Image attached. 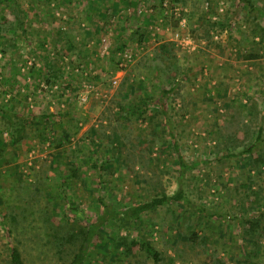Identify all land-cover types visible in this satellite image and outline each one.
<instances>
[{
    "label": "rangeland",
    "instance_id": "374dc122",
    "mask_svg": "<svg viewBox=\"0 0 264 264\" xmlns=\"http://www.w3.org/2000/svg\"><path fill=\"white\" fill-rule=\"evenodd\" d=\"M19 3L29 14L27 32L14 28L0 36V264H11L10 248L19 235L9 233V214L16 211L21 220L23 197L40 201L26 205L27 213L38 215L36 209L48 201L57 217L70 206L77 219L89 220L100 213L98 197L120 207L179 189L180 165L166 118L154 103L159 98L189 166L184 189L197 204L227 217L202 216L172 201L138 220L106 224L85 264H145L144 254L127 257L115 244L121 236L150 240L173 264H211L215 256L225 264H264V162L253 164L241 154L223 157L217 149L225 126L249 124L254 137L264 128V35L253 31L249 5L239 0ZM61 34L73 44L66 47ZM55 58L58 77L49 67ZM172 86L163 97V88ZM14 112L23 125L16 124ZM10 119L22 128L14 145L18 133ZM259 148L255 155L264 157V129ZM260 189V200L252 202L251 190ZM63 200L64 209L57 204ZM258 214L260 232L245 235L241 216ZM191 222L208 236L205 251L181 239ZM24 226L30 235L32 226ZM24 244L19 246L26 264L49 262L33 256L32 241Z\"/></svg>",
    "mask_w": 264,
    "mask_h": 264
},
{
    "label": "trees",
    "instance_id": "16d2710c",
    "mask_svg": "<svg viewBox=\"0 0 264 264\" xmlns=\"http://www.w3.org/2000/svg\"><path fill=\"white\" fill-rule=\"evenodd\" d=\"M239 1L249 5L248 17L251 18L255 25L253 27V31L257 34L264 35V4L261 6L256 5L253 0ZM36 3L37 0H30V4L32 6ZM0 12V36L6 34L14 28H20L24 32H27L29 14L26 10H24V8H22L19 0H3ZM61 37L64 40L66 47L73 44V42H71V40L63 34H61ZM262 38L264 39V36ZM9 46H14V42L12 41ZM58 62V58H55L54 61H51L49 64V67L53 69V75L55 77L60 76V70L57 68ZM67 85L70 86L72 84L68 81ZM174 88V86L169 89L163 88V97L172 92ZM152 101H154V98L150 99V102ZM154 103L160 106L162 112L161 114H163L166 118V121L164 120L165 126L168 127V131H170L169 134L173 141V147L177 152L180 165L179 189L171 195L166 194L165 191H162L161 193L157 192L155 196L149 200L138 204H132L130 206L120 207L114 206L103 197H98L100 213L97 217L89 220L77 219L74 216L76 209L73 210V208L69 205L68 208H65L67 206L65 200H63V202H57L58 206H62L63 209L65 208L64 217L55 216L52 205L48 201L45 202L43 206L36 209L38 215L34 214V210H30L29 213H27L28 207L26 205L31 206L32 204L40 203V201L37 202L33 196L29 197L25 201V197H23L21 199L24 201L20 202V204L18 203V206L20 207L19 211L22 216L21 220L18 218V212L15 211V213L12 212L9 214L12 223L11 226L13 227V229L11 227L9 228V233L13 234V232H16L19 235V237H15L16 243L12 244L10 248L11 264H26V258L19 246V244L25 245L24 239L26 241L29 239L34 243V245L30 246V250L37 249V253H33V256L37 255L40 260L49 261L47 264H85L89 257L91 247L96 244L100 237L99 230L106 224L112 221H121L125 218L138 220L144 212L154 210L155 208L172 201L184 203L190 206L194 213L201 214L202 216L216 217L221 220L226 219V213L218 210H210L203 205L197 204L187 194L184 189V178L189 166L180 150V143L178 139H176L175 133L170 128V117L163 98H159ZM3 111L8 113L7 110L3 109ZM12 115H14V117L19 121L21 120L20 118H22V115L17 112L12 113ZM56 115L59 114L56 112H50L48 114V116L52 117ZM8 122L10 126H15V124H13V120L10 119ZM16 124L23 125L21 121ZM21 129L22 128L20 126H15V130H17L18 134L13 137V145L20 140V133L22 132ZM263 129L264 128L262 126H259L257 134L254 137L253 129L249 124L239 121V124L235 128L225 126L224 129H221L219 132L217 149L223 157H232L238 154L248 155L251 157L250 161L253 164L257 163L259 165L261 162H264V157L258 154L255 155V151L263 142ZM240 147H243L242 150L236 153L235 151ZM77 171L78 168H74L72 171L75 176H77ZM243 186L248 188L249 182L243 184ZM261 191L262 189L251 190V195H254L252 202L257 203L260 200ZM16 209L17 206L15 210ZM30 215L33 216V218L29 219ZM240 220L243 228L242 232L245 235L256 236L260 232L262 220L259 214L256 217L241 216ZM25 222L32 226L31 234L28 236V231L24 226ZM182 238L185 240V245L190 246L193 249L199 248L200 250L205 251L208 248V236L206 234H199L196 229V225L193 222L188 225L187 233L181 235V239ZM115 244L122 247V252L127 257L138 259L141 254H144L145 264H147V261L149 260L152 261L151 264H173L174 261L173 257L166 256L162 250H159L148 239L121 236L119 243L115 242ZM211 264H225V261L221 257L215 256Z\"/></svg>",
    "mask_w": 264,
    "mask_h": 264
}]
</instances>
